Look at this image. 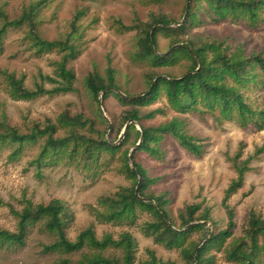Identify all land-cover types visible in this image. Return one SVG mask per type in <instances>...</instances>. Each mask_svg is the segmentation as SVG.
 Listing matches in <instances>:
<instances>
[{
  "label": "rangeland",
  "instance_id": "obj_1",
  "mask_svg": "<svg viewBox=\"0 0 264 264\" xmlns=\"http://www.w3.org/2000/svg\"><path fill=\"white\" fill-rule=\"evenodd\" d=\"M34 1L0 0V6L10 20H15ZM189 3L190 0H169L161 4H148L145 0H49L37 19V31L45 40L64 39L71 31L76 13L83 12L78 21L82 35L79 41L81 53L67 66L76 76L73 91L44 95L33 101L14 100L0 75V114L5 113L8 123L23 134L35 124L43 128L48 119L56 124L64 112L71 116L82 114L89 120V127L81 130L82 133L95 139L119 142L124 128L123 116L132 107L123 106L115 96L103 99L100 105L99 98L95 101L88 92L86 78L93 71L106 78V71L111 67L115 70V82L120 93L114 92L133 97L148 91L145 78L148 71L173 78L185 75L191 67L190 61H183L175 67L153 69L148 62L135 60L137 31H124L117 21L132 27L138 21L149 22L153 14H164L172 22L171 26L177 27ZM203 5L200 25L192 29L187 38L224 42L231 51L241 50L246 56L255 53L264 56V13L255 24L247 20L217 22L207 12L206 4ZM25 36L24 29L8 31L0 45V71L14 73L17 78L24 77L25 87L30 90L37 85H44L50 90L54 85L44 84L41 76L54 77V62L59 61L61 56L57 53L38 54ZM170 47V40L161 33L157 34L158 52L167 53ZM246 97L253 108L264 110V83L258 79L257 84L246 90ZM157 109L163 113L138 125L141 128L156 127L178 119L183 122L185 132L199 140L203 150L200 156H196L168 136L160 144L162 159H154L144 152L136 153L137 163L151 178L158 179L148 193L168 194L170 203L167 211L176 225L181 224L179 216L187 205L204 202L211 208L215 222L213 226L209 223V231L225 229L228 216L222 203L226 191L238 177L236 167H248L242 187L229 200L235 223L234 236L227 242L230 246L243 237L250 211L264 215V130L259 131L254 125L241 127L234 121L223 119L219 111L212 112L202 107L196 112L180 114L173 111L164 98L140 110L141 114H147ZM64 134L61 130L58 135ZM135 141L133 135L126 148L131 151L137 145L134 146ZM41 144L25 145L17 159L11 157L15 146L0 148V200L3 203L0 205V230L15 231V214L27 203L48 204L53 199H59L70 214L66 229L69 240L75 241L90 226L99 239L106 234L119 239L121 234L130 233L137 243L135 264L147 260L149 251L165 262L188 264L179 251L168 250L144 235L143 224L153 220L148 213H140L135 225L104 224L96 219L95 210L99 208L100 197L111 196L121 187L131 185L118 173L117 161L114 160L99 174L67 164L38 169L32 162ZM201 234H195L194 240L200 241ZM55 240L56 237L42 226L32 227L23 246H0V264H56L60 259L81 258L82 253H44L43 246ZM104 255L121 258L123 253L122 250L110 249ZM212 255L216 258L215 264H234L225 259L224 253L213 252Z\"/></svg>",
  "mask_w": 264,
  "mask_h": 264
},
{
  "label": "trees",
  "instance_id": "obj_2",
  "mask_svg": "<svg viewBox=\"0 0 264 264\" xmlns=\"http://www.w3.org/2000/svg\"><path fill=\"white\" fill-rule=\"evenodd\" d=\"M166 1L169 0H145L148 4H161ZM48 2L49 0H36L30 3L15 20H10L0 6V45L10 29H24L25 38L31 42L38 54L57 53L61 56L59 61L54 62V77L41 76L44 84L47 82L54 85L50 90L45 89L44 85H37L34 90H30L25 87L24 77L17 78L14 73L0 71L6 90L14 100L33 101L44 95L54 96L73 91L76 76L67 66L81 53L79 41L82 35L78 21L83 12L76 13L71 23V31L64 39L48 41L37 31V19ZM204 3L207 12L217 22L247 20L255 24L264 13V0H190L185 19L177 27L171 26L172 22L164 14H153L149 22L138 21L132 27L117 21L124 31H137L138 50L133 55L135 60L146 61L153 69L175 67L183 61L191 62L189 71L182 77H161L154 85L153 81L158 74L155 71H148L145 74L148 91L133 99L112 90H119L113 68L107 69L106 78L97 71L90 73L85 85L95 101H98L102 91L109 89L104 95V100L109 96H115L123 106L132 107V110L123 116V127L130 119L141 124L163 113L157 109L141 114L140 109L150 107L164 98L168 106L180 114L196 112L202 107L212 112L219 111L223 119L234 121L241 127L254 125L259 131L264 130V110L253 108L246 97V90L257 84L258 79L264 83V56L256 53L246 56L241 50L231 51L224 42L187 38L191 30L200 25ZM152 29L155 47L151 41ZM159 33L171 42L169 51L164 54L157 50ZM98 111L106 123L100 110ZM86 127H89V120L82 114L71 116L64 112L58 117L56 124L48 119L43 128L35 124L28 133L23 134L8 123L5 113H1L0 148L4 145L15 146L11 157L17 159L25 145L42 142L40 151L32 162L38 169L67 164L99 174L115 160L119 164L118 173L129 180L131 185L121 187L111 196H102L98 199L99 208L95 210V217L99 222L135 225L140 213H148L153 220L143 224L144 235L168 250L179 251L188 264H215L213 252L224 253L225 259L234 264H264V215L250 211L243 237L227 246V242L234 236L235 228L234 213L229 206V200L242 187L247 166L236 167L238 177L226 191L222 203L228 216L225 229L218 231L211 229L207 233L204 225H191L198 222L215 225L211 208L204 202L187 205L179 216L181 224L178 226L167 211L170 203L168 194L148 193L158 179L151 178L143 166L137 163L136 153L144 152L154 159H162L160 144L164 138L171 136L181 147L200 156L203 153L202 146L199 140L185 132L183 122L174 119L156 127L142 126V132L134 125H130L125 138L118 145L104 138L95 139L87 136L81 132ZM61 130L65 133L63 136L58 135ZM141 133L142 143L132 155L137 171L135 172L130 163V150L126 147L133 135L136 137L135 146L141 138ZM139 180L138 194L147 201H142L135 195ZM2 204L0 200V205ZM15 215L16 230L13 232L0 230V246H23L30 228L40 225L46 232L56 237L54 242L43 246L44 253L62 255L82 253L78 260L60 259L56 264H135L137 243L130 233L121 234L119 239H114L109 234L99 239L90 226L83 230L75 241L69 240L66 229L70 223V214L59 199H53L48 204L27 203ZM197 233H202L200 241L193 238ZM200 242L202 244L198 247ZM110 249L122 250L123 256L121 258L105 256L104 252ZM85 250L88 251L84 252ZM139 264L171 263L159 259L153 251H149L148 259Z\"/></svg>",
  "mask_w": 264,
  "mask_h": 264
},
{
  "label": "water",
  "instance_id": "obj_3",
  "mask_svg": "<svg viewBox=\"0 0 264 264\" xmlns=\"http://www.w3.org/2000/svg\"><path fill=\"white\" fill-rule=\"evenodd\" d=\"M187 11H188V5L186 6V10H185V14H184V17H183L182 22H183L184 19H185V16H186ZM182 22H181V23H182ZM181 23H180V24H177L176 26H180ZM153 29H154V28H153ZM153 29H152L150 35H151V41H152V44H153V46L155 47L154 39H153V36H152V34H153ZM161 77H164V76H157V77L154 79V81H153V85H154V84L157 82V80H158L159 78H161ZM153 85H152V86H153ZM152 86L150 87V89L152 88ZM150 89H149V91H150ZM112 90L115 91V92H117V93H120L118 89H112ZM108 91H109V89H105L104 91H102V92L99 94V102H100V105H101V103H102V100H103V98H104V95H105ZM123 96H125V95H123ZM138 97H140V95H139V96H133V97H130V98L133 99V98H138ZM130 125H134L139 131L142 132L141 127L138 125V123H137L136 121L130 119V120L127 122V124L124 126V128H123V131H122V134H121V137H120L119 142H117V143H113V142H111L110 140H108V141H109L110 143H113L114 145H118V144H119V143L125 138L126 132H127V130H128V128H129ZM142 139H143V134L141 133V138H140L139 142H138L137 145H136V146L130 151V154H129L130 163H131V166H132V168H133V170H134L135 172H137V171H136V166H135V164H134V162H133V160H132V155H133V152H134V151L140 146V144L142 143ZM139 186H140V180H139L138 186H137V188H136V190H135V195H136V197L139 198V199H141L142 201H147L146 199L141 198V197L139 196V194H138ZM163 216H164V215H163ZM164 219H165L166 222L170 225V222L167 220V218H166L165 216H164ZM195 224H202V225H204V226L206 227V229H207V233L209 232V228H210V226H209V223H208V222L192 223L191 225H195ZM201 244H202V242L198 245V247H199Z\"/></svg>",
  "mask_w": 264,
  "mask_h": 264
}]
</instances>
